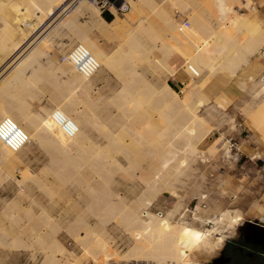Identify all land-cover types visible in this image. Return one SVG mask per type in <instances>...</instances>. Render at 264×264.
Returning <instances> with one entry per match:
<instances>
[{
  "label": "crops",
  "instance_id": "1",
  "mask_svg": "<svg viewBox=\"0 0 264 264\" xmlns=\"http://www.w3.org/2000/svg\"><path fill=\"white\" fill-rule=\"evenodd\" d=\"M112 1L114 2L115 6H119L122 2H124V0H112ZM152 1L156 2L157 4H161V2L163 0H152ZM173 1L175 4L173 6L178 5L176 7L172 6V10L174 11L175 16H180L182 18H187V17L191 16V14L193 13V9H192L193 7L190 5L189 2H187L189 0H185V2L183 0H180V2H178L179 0H173ZM215 1L218 2L219 0L218 1L215 0ZM221 1L222 0H220V3H221ZM181 3L189 4V6L183 5ZM182 5L184 8L182 7ZM217 5H219V4L217 3ZM217 5H215V7H213L214 10L212 9L211 11L207 12L209 16L206 14V17L208 16L209 17L208 19L211 20L210 21L206 18L207 19L206 22L207 21L211 22L212 24L211 23L210 24L213 26L217 24L216 17H218V16H216V15H223V14L225 15V11L227 10L226 7L224 8L223 3H221L220 6H217ZM216 6H217V10H215ZM180 7H182L183 9ZM219 7H222L221 8L222 11H220ZM174 9H176V10H174ZM129 10H130V8H129ZM129 10H127L124 13H119V12L115 11V7L114 8H106V9L101 11L100 16L103 19V22H105L107 25L113 24L118 18L120 20H122V18L126 17L123 20H127L128 24H129V25L127 24V26L128 27L130 26V28L126 29L127 32L129 31L128 33H134V34L136 32L137 34H140L139 32H141V30H144V29L141 26H138L137 21H134V24H133V22L130 23L131 20L126 15L129 12ZM180 11H182V13ZM214 11L216 14L214 13ZM241 11H243V10H241ZM217 12H218V14H217ZM221 12H223V13H221ZM248 12L249 13L257 12L258 19L260 21H264V3L261 4L260 0H251L250 4L248 6ZM211 15H213L214 17ZM137 26L139 27V30H140L139 32L137 30L138 29ZM158 26H160V28H162L163 25H158ZM216 26H214L213 28L216 29ZM140 27H141V29H140ZM147 27H149V26H145V30H147ZM153 27L150 26L148 28V31H146V32L143 31L145 39L142 36L143 35L142 33H141V36L140 35L138 36V37H142V39H144L143 42H144V44H146V46H147V43H150V41L153 42V41L157 40L156 43H159L160 41L163 40L162 37L164 36V34L162 35V33H164V32L163 31H161L160 33L157 32V31H159L158 30L159 27H157V31L156 30L153 31V29H156L155 26H153ZM163 27H165V26H163ZM182 27H183V24L178 29H176V28L172 29L173 31L171 33H173V35L171 33H167L168 28L167 29H165L166 27L164 29L162 28V30L166 31L165 36L167 33V36H166L167 40L164 39V42L162 41L161 43L165 44L166 43L165 41H169V40H170V42H172L171 45L173 47V49H172L173 51L171 50L172 47L169 46L170 42L168 43V45H166V48L168 46H169V48L165 49V51L169 52V54L168 53L165 54V52L161 54L160 51L164 50V49H161L163 47V45L161 47V43H159V44L150 43V44H148V47H146V49H144L142 51V56L144 57V60H146L148 58L147 62L149 61V59H152L151 61L152 62L154 61V63H155V61L156 62L158 61L156 63V65L151 63V66H152L151 67L150 66L151 61L145 65V63H147V62L143 63L144 60L142 59L141 62L143 64L142 63L140 64L141 68L138 70V73L136 74V77L138 76L136 78V80L138 82H140L141 76H142V79L143 78L144 79H143V81H141V84L139 85V87L136 90H134V92L135 91L138 92V90H139L138 93H139V95L141 94L140 96L143 97V100L139 95H137L138 93H134V92L132 93L133 97H136V99H138V98L141 99V101H140L141 106H140L139 111L147 113V114H151V116H153L151 118V120H152L151 123H148L149 121L146 120L141 124V127H143L146 130V136L144 138V141L146 143L142 140V143L146 144V146L144 147V144H142V143H140L142 146L139 143H135L134 144L135 146H134L133 145L134 142L132 141V145H133L132 148L136 147V149L134 148L136 150V152L140 149L139 151L141 152L140 154H142L144 162L142 160H141L142 163H140V161L138 162V160L142 159V157L141 158L137 157V159H135V154H137V156H138L139 151L137 153H134L133 155H130V154H132V152L134 150V149L130 148V149H132L131 152H130V150H128L129 152H125L131 146V142H130V144H127V143L129 141H131L132 138H133V140H135L134 139L135 135H134V133H132L134 131L133 130L130 131V129H131L130 127L133 126V124L131 123V121L129 122V120H130L132 114H134L137 110L133 106H132L133 107V109H132V107L130 105H127L123 100V96L127 95V94L122 93L123 91H121V89H122L121 85L122 84L120 82L122 81V79L119 78V79H121V81L118 79V77H121V76H119L120 74H117L115 72L113 73L111 70L103 69L102 65L100 64L101 65L100 66L99 63H98V65L100 67L98 66V69L96 71H94L93 73H91L92 75L90 74L91 76H88V78L86 79V82H85L87 85L89 84L88 87H86L87 92H89V93H87L86 95L87 96L92 95V97L91 96L90 97L88 96V97L92 98V100L95 98L96 101L93 100V103L95 102L94 104H96L97 106L92 104L93 107H90V109L88 110L89 104L86 105V106H88L86 109L82 108L81 105H77V107L75 109V112L77 114H78L77 111L82 110V109L86 110V112L84 111L85 114H87L88 111L91 112V109L92 110L93 109L95 110L96 108L98 109V110L92 111V113L95 112L93 114H96V111H97L98 116H99L98 121L92 120L93 126H91L92 124H91V122L89 123V121L87 122V124H85L86 122H84L83 123L84 125L83 124H82L83 126L81 125L82 127L79 126V128H78V130L80 129V131H79V136H80L79 138L80 139L79 140L81 141V139L83 137L81 142L79 140L77 143L69 141L70 139L68 137H66L67 135L65 134L66 136H64L63 133L61 134L58 127L55 126L52 122H47V125H49V127L51 126L50 132H52V133L48 132V134L50 133V135H51V139H49L50 135L48 136V134H47L48 138H45L47 141H45V142L42 141V143L40 142V140L43 137H40V139H39V136L37 135V136H33V137H35V138H33L27 132L24 131V128H23V131L28 135L29 141L26 144L21 145L19 147L10 146L0 137V264H48L47 259H46V256H48V255L45 252L46 247H47V241L46 240H47V237L49 240L52 237V235H55L56 240H58V242L61 243V245L63 246V248H64V255L63 256H70V252L76 254L79 258L84 256V249L82 250V248L79 246V244L77 243L78 242L77 239H79V237L81 238V240L83 239L84 232L86 231L85 230V227H86L85 224L88 223V225L94 227L95 224L97 226V222L99 224H101L100 223L101 218H104L106 220L105 225H107V222L110 219L108 217L106 218V217H103L101 215L104 212L103 211L104 208L107 206V205H105L104 202H106V203L109 202L108 199H106L105 197L103 198L100 194V192L103 191L102 190L103 188L105 190V187L106 188H108V186H110V188L113 187L114 189L111 188V191H110V192H112V194L113 193L115 194L118 192L120 195H122V197L125 195L124 196L125 202L128 199L130 200V202H128V201L126 202L128 204L133 202V200H132L133 198H134V201L136 200V196H135L136 193L140 194L141 198L144 200L151 198V196L154 194V192H151V190L153 188H155L153 191L156 190L158 192V190H159L158 193L156 192V194H157L156 198H157L158 196H160L162 194V188L160 186V183H163L164 185L167 184L168 187L172 188V184H171L172 178L174 181H176L178 179V177L182 175V170H179V168H180L179 166H182L190 158L189 162L186 163V165L189 167L192 160L193 161L196 160V158L198 157V155L201 152L199 151V153L197 155L191 154L189 152L187 154L186 151H184L187 149L186 146H188V145L191 146L190 144L196 145L197 139L194 137V139L196 140L195 141L193 139V137H191L192 139L191 138L190 139L192 141L194 140L192 143L190 140L188 141L185 138H183V139H185V141H184L181 138V140H183V141H180L181 142L180 143V142H178L180 140V135L179 136L177 135V137L179 138L178 139L176 137V134L173 132L174 133L173 136L175 135L173 138H174V140L177 139V142L175 143L174 141H172L174 143L172 145L176 146L177 148H178L177 145H179L178 149H182L181 147H183V151L177 150L180 153L179 155L186 153L185 155L181 156L180 158H179L178 153H177L178 160H177V157H175L176 159H174L176 161H179V159H181L182 161L181 160L179 161L180 163L182 162L181 165H178V167H179L178 168L177 164H179V162L177 163L174 161L173 164H172V162L170 163L172 166L169 165V167H171V168H169L168 166H167L168 168L167 167L165 168V166H163L161 162H160L161 165L159 162H157V161H159L158 160L159 158L157 159V161L155 160L157 158L156 156H159L156 154V153H158L156 151L159 150V153H160V148L158 149L156 147V146H158V144L155 145L157 150H155V148L154 149L152 148L153 146L150 145L149 138H148V132H149V128H151L154 131V136H158L160 131H162L161 129L165 128L167 126V124L164 123V121H163L165 115H167L168 117L170 115L171 119L173 117V120H172L173 123L171 122V119H169L170 121H168L169 122L168 125L171 126V124H173L172 127L175 126L174 125L175 119H182L180 122L181 125L179 128L180 131L183 127L189 129L190 127H188L187 125H189L190 122H195L194 121L195 117L198 116L200 119H202L203 126L205 127L204 128L205 134L209 130L214 131V128H211L212 127L211 118L206 116L204 113L201 112V109L203 107L214 105L217 108L223 110L224 112H227L228 116L232 118L233 106L234 105L239 106V104L242 103L243 99H246L249 95L247 93V88H244L243 86L249 87L253 83L257 82L258 79L262 75L259 73L264 71V51H263V49L258 50V52H254V54L253 53L250 54V57L248 55L247 58L249 60L246 59L247 61L244 60L245 62L241 61L239 63L240 66L235 71H232V70L230 71V69H227L226 67H223L222 65L221 66L219 65L220 67L218 66V68H219L218 71L216 69L215 71L202 70V71L197 72L195 70L194 66L192 65L193 64L192 62H193V60L195 58V54H196L195 49H197L198 46L200 47V44L202 45V43L204 42L203 40H202V42L200 40L198 41V35L201 34V32L204 30L199 29L201 31L198 32L196 30V29H198L197 27H192L190 25L186 26V30L184 28L182 30ZM190 27H192L191 29L193 31L187 30V29H190ZM117 30L119 31V33L122 32L121 28L120 29L117 28L116 31H114V30L113 31L118 32ZM122 30L125 31L124 34L127 33L125 28H123ZM168 30L171 31L170 29H168ZM195 30H196V33H199V34H197V36L195 34H193L195 32ZM97 31L98 30L94 31L95 32L94 35H97V39L99 40V43L101 42L100 44L103 46V48L107 52L111 53L114 49L113 46H116L115 41H114L116 39V37L114 39H112V37H114V36L113 35L109 36L111 39L109 38L110 42L109 41L107 42L108 37L106 38V36L100 35L101 33L100 32L97 33ZM113 31H111V32H113ZM152 31H153V33H152ZM188 31H189V34H188ZM155 32H156L155 35L157 37L155 35L154 36L152 35ZM190 32H193V33L191 34ZM160 34H161V36H160ZM170 35H172V36L170 37ZM126 37H127L126 35H123L124 39H126ZM150 37H151V39L153 37V40H151ZM155 38H157V39H155ZM178 38H180V39H178ZM148 39H150L149 42H148ZM195 41H197V44ZM74 43H75L74 47L80 46L76 40H74V42L72 44H74ZM116 43H117V40H116ZM125 44H126V41H125ZM153 44L157 45V47L154 48ZM196 45H197V47H195ZM66 46H68V45L66 44ZM66 46H65V48H66ZM158 47L161 50H158L157 49ZM151 48H153L154 50ZM56 49H61V47L56 46L55 50ZM126 49H127V47L123 45V50L125 51ZM150 49L153 51H152V53H150V55H149V53H147V55H149V57H148L147 55H145L146 53H144V51L146 50L148 52V50H150ZM164 54H165V56H163V57L164 58L166 57L165 59H167L166 60L167 63L164 60H162L164 58L161 55H164ZM52 56H54V57H52ZM146 56H147V58H146ZM167 56H169V58H167ZM64 60L65 59H63L62 57H58L57 50H56V52H51L47 56H42L40 58V62L42 64V66L45 67L46 69L54 68L55 66L59 65ZM162 61H164L163 62L164 64H162L163 66L161 65L162 66L161 67V66H159L160 65L159 63L160 62L162 63ZM169 63H170V66H169ZM165 64L168 66L167 70L164 69V68H167V66ZM227 64H229L228 61H227ZM153 65H154V67H153ZM187 65H188L189 69H188V71H185L184 68ZM148 66L151 67V71H150ZM157 66H159L160 68ZM191 66H193V67L191 68ZM174 67L176 70H173ZM100 68H102L103 71H101L102 69L99 71ZM155 68H157V69L155 70ZM158 68H159V70H158ZM242 68H243V70H241ZM148 69H149V71H148ZM153 70H154V72H152ZM144 71H145V73H144ZM141 72L143 73V75ZM234 72H235V74H234ZM30 74H31V70H28L27 75L29 76ZM209 75H210V77H212V76H214V77H212L209 80V78H210V77L208 78ZM59 76L62 78L63 81H70V80L72 81L73 80L72 74H69V73H66V74L59 73ZM205 78H207V79H205ZM90 81L93 83H91ZM165 81H166V84H165ZM152 82H153V84L155 82V86L152 84ZM201 82H202V84H201ZM204 83H206V84H204ZM156 84H157V86H156ZM193 85H196V86H193ZM197 85H198V88H197ZM162 86H164V87L162 88ZM190 86H191V88H192V86L194 87L193 90L190 88ZM199 86H201V87H199ZM140 87H142L141 88L142 90H140ZM88 88L90 91L88 90ZM148 88H149V90L151 89L150 90L151 94H152L153 90H155V93H153L151 96H150V93H145V91L149 92ZM166 88H169V90H167ZM62 89L63 88L60 89L61 93L58 92L59 89L58 90L56 89L57 91H53L54 93L55 92L56 93H55V96H53L54 95V93H53L52 98L49 97L50 94L48 92H47L48 94L47 93L41 94V93H38L37 90L29 89V88L24 89L23 91L19 92V94H14V96L19 97V98H24L23 100L25 102H30V98H32V97H37V96H41L42 98L44 97L42 102H41V105L45 108V110L48 109L46 111L49 112L50 110H53V112H55V111H57L56 109H58L59 105L61 107L67 106L65 109H67L69 107L67 103L63 105V104H58L56 102L58 105L55 104L54 99L56 97H58V96H61V97L62 96H65V97L71 96V94H69V90L67 88H66V90H68V93H67V91H65V88L63 90ZM76 90H77V88L75 89V91ZM160 90H162V91L160 92ZM163 90H165L166 92L165 91L163 92ZM263 90H264V85L257 92L256 96H257V98H259L261 100L256 107L253 108L251 105H246L245 107H243L240 110V113L243 116H245V118L249 121L251 127L253 129H255V131L258 134H259V132L251 123L250 114L255 113V111L262 105L261 103H263V100H264ZM50 91H52V90H50ZM77 91H79V90H77ZM194 91H197V93L195 94ZM187 92H188V94H187ZM191 92H194V94ZM59 93H60V95H59ZM62 93H64L65 95H63ZM164 93H167L169 95V97L166 94H165L166 95L165 96ZM122 94H124V95H122ZM156 94H158V95H156ZM189 94H192L195 96L191 97V95H189ZM80 95H82V94H80ZM118 95H120L121 98ZM153 95H154V97H153ZM83 96H85V95L83 94ZM87 96H86V98H87ZM116 96H117L119 101L115 100V99H117V98H115ZM137 96H139V97H137ZM148 96H149V98H147ZM11 97H12L11 94L0 93V123L4 119L10 120L9 118L4 117V115H3L4 111L15 112V108L18 106L17 105L18 102L15 99H12ZM126 97H128V96H124V98H126ZM145 97H146V99L144 100ZM182 98H183L184 102L181 100ZM120 99H121V101H120ZM112 100H114V101H112ZM151 100H152V102H154L153 103L154 108L158 107L161 110H159L157 108L158 109V111H157L156 108H155V110H154V108H152L153 110L151 111V109H150L152 107V106H150V104L152 103ZM161 100L162 101L164 100L163 104H162ZM169 100H170V102H169ZM177 100L180 103H179V105L175 104L176 105L175 106L176 109H175L173 106V103L176 102ZM144 101H147V103H149V104L144 103ZM155 101L156 102L158 101L157 106H156ZM120 102H121V104H120ZM122 102L124 105L122 104ZM182 102H183V105H182ZM118 103L120 105H118ZM153 104H151V105H153ZM169 104L171 105V107L173 109H171V107H169L170 106ZM180 104L183 106L182 109H180L181 108ZM25 106L28 107L29 112L30 111L33 112L36 108L35 105H33V104H32V108H31V105H28V104ZM160 106H161V108H160ZM130 107H131V109H130ZM147 107H149V108H147ZM168 107H169V109H168ZM187 107H188V109H186ZM190 107L192 108V111H191ZM165 109H167V110L171 109V111H169V113H171V112L172 113L168 114V111L166 110V112H165ZM174 109H175V112L177 114H175ZM178 109H180V111H182L180 113L181 116L183 115L182 118H180L181 117L179 114L180 111ZM119 110H121V111H119ZM183 110H184V112H183ZM189 110L191 112H194L193 110H195V112L193 113V116H192L194 119L190 118V116L192 115L191 112H190L191 115L188 116ZM58 111H59V109H58ZM132 111H133V113H132ZM185 111L188 113L185 114ZM238 112H239V110H238ZM82 113H83L82 111L79 112L78 118L80 117V114H82ZM121 113L123 114V116ZM159 113L161 114V117H159L160 116ZM182 113H184V114H182ZM157 115H159V116H157ZM184 116H185L186 120L190 121L189 123H188V121L187 122L185 121V119L183 118ZM74 117H76V116H74ZM240 119H242L244 121L243 117ZM114 120H115V122H114ZM183 120L186 122V124L184 123ZM242 120H238L237 125H235V128L234 127L229 128L228 124L224 123L221 131L218 132V134H216L214 137H212V135H210L211 132L209 131L208 134L203 138L204 146L206 147L207 145H209L207 147V149H209V150L206 149V152L209 156H212L211 154H212L213 142L215 141V139L217 137H219L220 141L218 140L219 142H217V144H215L216 152L219 153L222 150H226L227 149L226 142L231 145L232 150L230 153L231 156L225 155L226 157H228V158H224L225 161H223L224 165H226V166H224L225 170H223L221 173H218L217 175H223V176L229 175V176H235L237 178L241 175H246L251 179H258L260 181V183L264 184V145H262L263 142H261L259 140L258 136H256L253 132H251V130L248 128L249 126L247 127ZM216 121H217V119L214 122H216ZM170 122H171V124H170ZM176 122H178V120H175V123ZM178 123H176L177 126L179 125ZM96 124H97V126H96ZM194 124L196 126V123H191V126L193 125L192 129L195 128ZM207 125H208V127L206 128ZM177 126L174 127L175 131L179 127V126L178 127ZM167 127L169 128V126H167ZM51 128L54 130H52ZM121 128H122V130H120V133L122 135H120V133L118 131L119 134H116V136L118 135L117 136L118 138H117L115 136V133H117V130H119ZM174 128H172V129L174 130ZM97 129H99V130H97ZM107 129H109V131H111L112 134H111V132L107 131ZM113 129H115V130H113ZM132 129H134V126ZM179 129H177V130L179 131ZM190 130H191V128L189 129V135H191ZM97 131H99V132H97ZM178 131H176L177 134H179ZM57 132H59V133H57ZM52 134L53 135L56 134L54 137L57 136L56 137L57 139L56 138L54 139ZM132 134L134 136H131ZM45 135L46 134H44V136ZM108 135H109V138H108ZM129 135L131 138V139L129 138L130 140H128ZM47 136H45V137H47ZM112 136H113V138H112ZM119 136L121 137V139L124 137L122 139L123 141L119 140V138H120ZM259 136H260V134H259ZM84 137H86V139ZM116 138L121 143L118 141H116V143H115L114 140ZM48 139H49V141H48ZM52 139H54L53 142H52ZM108 139H109V141H108ZM55 140H56V142H55ZM85 140H87L86 141L87 143L85 142ZM110 140H111V142H110ZM112 140L114 143H112ZM125 141L127 143H125ZM186 141H188V142H186ZM222 141H224L225 144L223 146H220L219 143ZM54 142L57 143L58 145L55 144ZM189 142H191V143L187 144ZM68 143H69V145H67ZM72 143H73V145H72ZM107 143L109 144V146H111V143L114 145L116 144V145L115 146L112 145L113 147L111 148V147H108ZM206 143H207V145H206ZM42 144H44V145H42ZM80 144H81L82 148L80 147ZM136 144L138 147L136 146ZM125 145H126V148H123V147H125ZM170 145H171V143H170ZM55 146H57V147L60 146L62 148L61 149L60 147H58V150L60 149V153H58L59 151L57 149H55V150L53 149V147L56 148ZM89 146H91L92 149L91 148L86 149V148H89ZM116 146H118V147L116 148ZM65 147L69 148L68 150H70V152ZM73 147H76V148H73ZM100 148H102L103 152L101 151ZM104 148H106V149H104ZM113 148H115V151H116L115 154H117V155H115V154L113 155V153H114ZM122 148L124 149V151ZM150 148H152V149H150ZM171 148H172V150L174 149V147H171ZM50 149H51V151H50ZM82 149H83V152H82ZM107 149L108 150L110 149L113 153L110 152V150H109V152H107ZM141 149H143L144 153H142ZM145 149H147V150H145ZM176 149H175V151H176ZM73 150H75L76 152ZM85 150H88V151H85ZM92 150H93V152H92ZM149 150H151L150 152H154V150H155V152L150 153ZM54 151H56V152H54ZM64 151H66V152H64ZM97 151H99V152L101 151L103 154H107V156H109L111 153L112 156L110 155L109 157H112V159H114V160L110 159L106 155H101L102 153H96ZM104 151L107 153H105ZM180 151H182V153ZM86 153H87V155H86ZM128 153H130V154H128ZM150 154H151L152 158L155 156V159L153 158L155 162L150 157ZM152 154L154 156H152ZM256 154H260V155L256 156ZM100 155H101V157H100ZM186 155L187 156L189 155L191 157L188 156L189 157L188 158V157H186ZM116 156H118V157H116ZM131 156L133 159H135V161L131 158ZM139 156H141V155H139ZM213 156H215V154H213ZM103 157H104V159L108 158L110 160V162H107L108 159L105 161L103 159ZM148 157H150V158H148ZM101 158L105 162L109 163L110 165L108 164L109 166L106 167L107 163L102 161ZM115 159L118 161H115ZM150 159H151V161H149ZM184 160H186V161L184 162ZM111 162H114L115 164H117L119 166V169L117 167L115 168V164L113 163L114 164L113 165V164H111ZM117 162H119V163H117ZM151 162H154L155 164L151 163ZM9 163H11L10 164L11 168L13 170H15L14 174L16 176H18L20 178L21 177L20 174L21 175L23 174L21 172L24 171L26 168L25 174H28V175L30 174L32 180H28V181L22 183L21 185L17 184L18 182L15 179L10 178V176L7 175L8 171L5 170L6 167L8 168V166H10ZM130 163H132L133 165ZM139 163L141 166L139 165ZM157 163H159V164H157ZM152 164H154V165H152ZM175 164H176V167H173V166H175ZM112 165H113V167H112ZM151 165H152V167H154L152 173L150 172V171H152L151 170L152 167L149 168ZM158 165L160 167H158ZM137 166H139V168L142 170H140ZM155 166L158 167V169L159 168H161V170L164 169L163 173H162V171H157L158 169L155 170ZM161 166L164 168H162ZM172 168H174L175 172L177 170H178V172L175 173ZM27 169H28V171H27ZM165 169H167V171L168 170H170V171L166 172ZM154 170L156 171L155 175L157 174L156 177H158L155 180V182L158 181L157 183H155V185L156 184L158 185V186L156 185V187H153L152 184H151L152 185L151 186L150 183H152V182H149L155 176L151 175L153 177V178L151 177V180L149 179L150 177L147 176L148 172L153 174ZM171 170H173V171H171ZM111 172H113V173H111ZM141 172L143 174H141ZM171 172H172V174H170ZM164 173L166 176L164 175ZM160 174L161 175L163 174L164 177H163V175L161 176ZM173 174H175L176 176ZM116 175H119V178H117ZM148 175H150V174L148 173ZM167 175H172V176L168 177ZM120 177H121V179H120ZM127 177H128V179H127ZM147 177H148V179H146ZM105 179L108 182V184H106V181L103 182ZM99 180H100V182H99ZM126 180H127V183H126ZM132 180L134 181V184H136V185H134L136 187H134L132 185L133 184V182H131ZM116 181H119L120 183L116 182ZM112 182H115V183H112ZM121 182H123V183H121ZM98 183L101 184L103 187L102 186L100 187V185ZM148 186H151L150 190L148 189L149 188ZM98 187H100L101 190ZM92 188H93V190H92ZM157 188H159V189H157ZM205 188H206V186H205ZM108 189L105 190L106 194L107 193L110 194V192H108ZM98 193H99L100 199L101 198L106 199V201L105 200L102 201V199L100 200L98 197ZM105 193H103V194H105ZM154 200L152 202H154ZM100 201L102 203H100ZM110 201H111V199H110ZM13 203L15 204V206L16 205L17 206L16 207L13 206ZM159 203H160L159 206H161L164 203V201L163 202L159 201ZM8 204L10 205V207ZM166 204L168 205V201L166 202ZM104 205H105V207H104ZM14 207H15V209H14ZM178 208H179L178 206H174L169 212H167V216H169L174 222H179L182 220L181 219L179 221H176L174 218L175 213L177 212ZM97 215L100 216V217L98 216L100 219L97 218ZM235 217L238 220L239 217L237 215H235ZM91 218H95L96 221L90 220ZM84 219H85V222H84ZM192 219L195 223H199L200 225H202L203 229H200L199 227H195L194 225H191L188 222H185V223L188 224L191 228L199 230V231L207 229L206 227L210 226L213 222V221L211 222V221H209V220H207L201 216H198L197 214H194ZM218 219H219V217H218ZM202 221H204V222H202ZM54 225H57V226L59 225L60 227L58 226L57 228H55L54 232L52 233V229H53ZM49 236H50V238H49ZM216 237H217V234H216Z\"/></svg>",
  "mask_w": 264,
  "mask_h": 264
},
{
  "label": "bare ground",
  "instance_id": "2",
  "mask_svg": "<svg viewBox=\"0 0 264 264\" xmlns=\"http://www.w3.org/2000/svg\"><path fill=\"white\" fill-rule=\"evenodd\" d=\"M183 1L185 2V0H183ZM214 1L215 0H189V1H187L193 7L192 8L193 13L191 14L190 17L182 18L180 16L174 15V11L172 10V6L175 4H174L173 0H163L161 2V4H157L156 2H154L152 0H125V2L128 4V10L130 8L129 12L126 14L127 17H129L131 20L130 23L133 22V24H134V21H137L138 26H141L144 29V30H141V32H139L140 30H139V27L137 26L138 27L137 30L140 34H137L136 32L134 34V33H128L129 31L127 32V30H126V29L130 28V26L129 27L127 26V24H128L127 20H123L126 17L122 18V20H120L118 18L111 25H107L105 22H103V19L100 16V13H101L100 8L97 7L92 0H0V93L11 94L12 95L11 98L15 99L18 102L17 103L18 106L15 108V112H12V111H10V112L4 111L3 112L2 111L4 117L9 118L11 121L20 125L22 127V129L24 128V131L27 132L31 137L37 136V135L39 136V139H40V137H43L40 140L41 143H42V141L43 142L47 141L45 138H48L50 133H52V132H50L51 126L49 127V125H47V122H52L55 126H57L61 134L63 133L64 136L67 135L66 137H68L70 139L69 141L77 143L78 140L80 139L79 138L80 137L79 136L80 129L78 130L79 126L82 127L84 125L83 124L84 122H86L85 124H87V122L89 121V123L91 122V124H92V120L98 121V119H99L98 112L96 111V114H93L95 112L92 113V111L98 110L97 108L95 110L91 109V112L88 111L87 114L84 113V111L86 112L85 109L88 107V106H86L87 104H89L88 110L90 109V107H93L92 104L96 105V104H94L95 102L93 103V100H95V98L92 100V98H89L90 96L92 97V95H90V96L88 95L89 97L86 95L87 93H89V92H87V88H86V87H88L89 84L87 85L85 82H86V79L88 78V76H91L92 74L78 70L77 67L73 64V62L69 59H65L60 64L56 61L59 65L55 66L54 68H50V69H46L45 67H43L41 62H40V58L42 56H47L51 52H56V50H55L56 46L61 47V52L63 51V53H64L65 52L64 49H65V46L67 44L64 40L65 39L64 36H67L69 38V41L71 42L70 45L74 42V40H76L81 47L88 49L93 54V56L95 57V60L97 61V63H99V65L100 64L102 65L103 69L111 70L113 73L115 72L117 74H120L119 76H121V77H118V79L119 78L122 79V81H121V79H119L121 81L120 83L122 84L121 85L122 86L121 91H123L122 93L127 94V95H124V94H122V95L128 96L126 98H124V96H123V100L127 105H130L131 107L133 106L137 110L134 114H132V116L129 120V122L131 121V123L134 126V129H132L133 126L130 127L131 129L130 128L129 129H130V131H132V130L134 131L132 133H134V135H135V137H134L135 140H133V138L131 139L130 135H129L128 140L131 139V141H129L128 143L125 141V143H127V144H130V142H131V146L129 145L130 146L129 149H127V150L125 149L126 150L125 152H129L128 150H130V152H131L132 149H134V148L136 149V147L132 148V146L135 143H139V144L142 143V140L144 141V138L146 136V130L143 127H141V124L146 120L149 121L148 123H151V121H152L151 118L153 117V116H151V114H147V113L139 111L140 106H141L140 105L141 99L140 98L136 99V97H133V94H132L134 92V90H136L139 87V85L141 84V81H143V79H144V78L142 79V76H141V81L139 80L140 82H138L136 80V78L138 77V76L136 77V74L138 73V70L141 68V65H140L142 63L141 61H142V59L144 60V57L142 56V51L144 49H146V47H148V44L157 42V40L151 42L150 41L151 37H150V39H148V42L150 41V43H147V46H146V44H144V42H143L145 39L143 31H145V32L148 31V28L150 26H152V27L155 26L156 29H153V31L154 30L157 31V27L160 28V26H158V25H163L166 28L163 26H162V28L163 29L164 28L170 29L171 31H169L167 29V33H171L173 31L172 29H174V28L178 29L179 27H181L182 24H183L182 30H183V28L186 30L187 25L188 26L190 25L192 27H197L198 29H196V30L198 32H200L201 30H204L201 32V34L196 33V30L194 33L193 32H190V33L191 34L193 33L196 36H197V34H199L198 35V41L199 40L201 42H202V40L204 41L202 43V45L199 43L200 47L199 46L197 47V45L195 46V47H197V49H195L196 50L195 52L197 54L202 53L208 58V63L205 64L206 70L207 69H212V70L217 69V71H218V69H219L218 66L222 65L223 67L230 69V71L231 70L235 71L240 66L239 63L241 61L242 62L247 61L246 59H248L247 58L248 55L250 57V54H252V53L254 54V52H258V50L263 49V51H264V21H260L258 19L257 12H255V13H249L248 12V6H249L251 0H222L221 3H223L224 8L226 7L227 10L225 9L226 10L225 15L224 14L223 15H216L218 17L215 16L216 21H217V24H216L217 26L216 25H214V26H216V29L213 28L214 26L211 25L212 24L211 22H209V21L206 22V20L209 18L208 17L209 15L207 12L211 11L212 9L214 10L213 7H215V5H217V3L219 4L217 6H220V4H221L220 0L219 1L217 0L218 2H216V1L214 2ZM178 2H180V0ZM186 3H184V4L181 3V4L189 6V4H186ZM183 5H182V7H183ZM176 6H178V5H176ZM176 6H173V7H176ZM217 6H216L215 10H217ZM182 7H180V8H182ZM219 8H220V11H222L221 10L222 7H219ZM174 10H176V9H174ZM241 10H243V11H241ZM180 12L182 13V11H180ZM214 13H215V11H214ZM221 13H223V12H221ZM206 14L208 15L207 17H206ZM217 14H218V12H217ZM213 15H211V16H213ZM208 20H210V19H208ZM145 26H149V27H147V30H145ZM141 27H140V29H141ZM192 27H190V29ZM117 28L118 29L121 28L122 32L119 33L118 30H117L118 32H114V31H116ZM123 28H125V30L127 32L126 34H124L125 31L122 30ZM159 28H158L159 31H157V32L160 33L161 31H163L164 33H162V35L164 34V36H165L166 31L162 30V28H160L161 29L160 30ZM190 29H187V30L193 31L192 29L191 30ZM199 29H201V30H199ZM95 30H98L97 33L100 32L101 33L100 35L106 36V38L108 37L107 42L108 41L110 42L109 36L113 35L114 37H112V39H114L116 37V39L114 40L116 46H113L114 49L111 53L107 52L103 48V46L100 44L101 42L99 43V40L97 39V35H94ZM111 31H113V32H111ZM153 31H152V33H153ZM189 31H188V34H189ZM141 33L143 34L142 36L144 37V39H142V37H138L139 35L141 36ZM167 33H166V36H167ZM155 34H156V32L152 35L154 36ZM171 34L173 35V33H171ZM123 35L127 36L126 39L123 38ZM172 35H170V37ZM160 36H161V34H160ZM164 36L162 37L163 42H164V39H166V36L165 37ZM155 39H157V38H155ZM178 39H180V38H178ZM116 40H117V43H116ZM151 40H153V37ZM125 41H126V44H125ZM162 41H160L159 43H161ZM165 42H166L165 44L161 43V47H162V45L164 47V48L160 47L161 49H164V50H162L163 52L160 51L161 54L164 52H165V54L166 53L169 54V52L165 51V49L169 48V46L172 47V45H171L172 42H170V40L165 41ZM195 42L197 44V41H195ZM159 43H156V44H159ZM168 43L170 45L166 48V45H168ZM122 44L127 47V49L125 51L123 50ZM153 47L156 48L157 45L153 44ZM151 49H153V48H151ZM157 49L161 50V49H159V47ZM172 49H173V47L171 48V50ZM66 50H68V49H66ZM150 50H148V52L145 50L146 51V52L144 51V53H146L145 55H147V53H149V55H150V53H152V51L154 49L151 51ZM165 54L161 55V56L163 57V56H165ZM149 55H147V56L149 57ZM147 56H146V58H147ZM52 57H54V56H52ZM165 58L162 60H164L166 62L167 59H165ZM167 58H169V56H167ZM147 59L144 60L143 63L147 62ZM151 60L152 59H149L148 62H150ZM164 61H162V63L160 62L159 66L164 64L163 63ZM227 61L229 62V64H227ZM148 62L145 63V65L148 64ZM157 62L155 61V63H154V61L153 62L151 61L150 66H151V63L156 65ZM154 65H153V67H154ZM159 66H157V67H159ZM169 66H170V63H169ZM151 67H149L150 71H151ZM159 68H158V70H159ZM101 69L102 68H100L99 71ZM103 69L101 71H103ZM149 69H148V71H149ZM156 69L157 68H155V70ZM164 69L167 70L168 66H167V68H164ZM28 70H31V74L29 76L27 75ZM173 70H176L175 67ZM152 72H154V70ZM59 73H61V74H66V73L72 74L73 80L72 81L71 80L70 81H63L62 78L59 76ZM144 73H145V71H144ZM234 74H235V72H234ZM142 75H143V73H142ZM209 77H210V75L208 76V78ZM212 77H214V76H212ZM212 77H210L209 80ZM205 79H207V78H205ZM202 82H201V84H202ZM91 83H93V82H91ZM206 83H204V84H206ZM152 84H153V82H152ZM165 84H166V81H165ZM153 85L155 86V82ZM156 86H157V84H156ZM193 86H196V85H193ZM193 86H192V88L190 86V88L192 90L194 88ZM163 87L164 86H162V88ZM199 87H201V86H199ZM28 88L37 90V92L41 93V94H46L48 92L50 94L49 95L50 98H52V95L54 93L53 91H57L59 89L58 92H60L61 88H63V89L65 88V91H67V93L69 90V94H71V96H68V95H67L68 97L58 96L54 99V101H55V104L58 103V104L64 105L67 103L69 107L67 109H65L67 107L66 105H65L66 107H61L59 105L58 106L59 111H58V109H56L57 111H55V112H53V110H50L51 112L50 111L48 112V111H46L48 109L45 110V108L41 105V102H42L44 97L43 98L41 96L32 97V98H30V102H25L23 100L24 98H19V97L14 96V94H19V92L23 91L24 89H28ZM66 88L68 90H66ZM76 88L79 91H77V90L75 91ZM141 88L142 87H140V90H142ZM149 88H148V90H149ZM197 88H198V85H197ZM166 89L169 90V88H166ZM50 90H52V91H50ZM88 90H89V88H88ZM150 90H149V92L145 91V93H150ZM165 90H163V92ZM153 91H152V94L155 93V90H153ZM161 91L162 90H160V92ZM138 92H139V90H138ZM138 92L135 91L134 93H138ZM194 92H195V94L197 93V91H194ZM194 92H191V93L194 94ZM263 92H264V90H263ZM55 93L53 96H55ZM60 93H59V95H60ZM167 93H164V95L166 94L169 97V95ZM62 94L65 95L64 93H62ZM80 94H82V95H80ZM83 94L85 96H83ZM152 94L150 93V96ZM158 94H156V95H158ZM187 94H188V92H187ZM120 95H118V96H120ZM137 95H139V93ZM189 95H191V97L195 96L192 94H189ZM86 96H87V98H86ZM139 96H137V97H139ZM140 97L143 100V97L142 96H140ZM153 97H154V95H153ZM115 98H117V96ZM120 98H121V96H120ZM147 98H149V96ZM145 99H146V97L144 98V100ZM115 100H118V98ZM181 100L183 101V98ZM112 101H114V100H112ZM120 101H121V99H120ZM163 101H162V104H163ZM151 102H152V100H151ZM157 102H156V106H157ZM169 102H170V100H169ZM177 102H178V100L173 103V106L175 109H176L175 104L179 105V103H180V102H178V103ZM183 102H182V105H183ZM144 103H147V101H144ZM153 103L154 102H152L151 104H153ZM27 104L31 105V108H32V104L35 105V107H36V108L34 107L35 110L33 112H31V111L29 112L28 107L25 106ZM120 104H121V102H120ZM120 104L118 103V105H120ZM122 104H123V102H122ZM147 104H149V103H147ZM151 104H150V106H152V107L150 109L152 111L153 110L152 108H154V104L153 105H151ZM261 104L262 105L255 111V113L251 117V123L257 128L260 136H262L264 138V102ZM77 105H81L82 108H85L84 110L82 109V110L77 111L78 114L75 112ZM182 105H181L180 109H182V107H183ZM131 107H130V109H131ZM133 107H132V109H133ZM169 107H171V105ZM169 107H168V109H169ZM147 108H149V107H147ZM155 108H154V110H155ZM157 108H156V110L158 111L159 108L158 109ZM160 108H161V106H160ZM171 109H173V108L171 107ZM171 109L170 110L165 109V112L167 110L168 114H171L172 112L169 113V111H171ZM175 109H174V112H175ZM180 109H178V110L180 111ZM186 109H188V107ZM159 110H161V109H159ZM80 111H82L83 113L80 114V117L78 118ZM119 111H121V110H119ZM133 111H132V113H133ZM191 111H192V108H191ZM191 111L189 110L188 116H190L192 114L190 116V118H193L192 116H193V113L195 112V110H193L194 112H191ZM181 112L182 111H180L179 114ZM183 112H184V110H183ZM190 112H191V114H190ZM187 113L188 112L185 111V114H187ZM175 114H177V113L175 112ZM182 114H184V113H182ZM159 115H157V116L161 117L160 113H159ZM74 116H76V117H74ZM122 116H123V114H122ZM180 116H181V114H180ZM182 116L180 118H182ZM169 117L167 115H165L164 120H163L164 123H166L167 126H169V128L167 126L166 127L164 126L165 128L161 129L163 132L160 131L158 136H154V131L151 128H149V132H148V138H149L150 145L153 146L152 148L153 149L155 148V150H157V148L158 149L160 148V153H159V150L156 151L159 153V154L156 153L159 156H156L157 157L156 159H155V156L153 154H152V156H154L153 158L156 161L159 158L158 159L159 161H157V162H159V163L161 162L162 165L165 166V168L167 166L169 167V165L172 166L170 164L171 162L173 164L174 161L178 163L181 160V159H179V161H176V160H174V159H176L175 157H177V160H178V156L180 158L181 156L185 155L186 153L188 154V152L191 154H196V155L199 153V151L202 153V151L199 150V148L197 147V144L199 143L198 141L203 139L208 134V132L210 131V130L207 131V133L205 134V129H204L205 127L203 126L202 119H200L198 116L195 117V120H194L195 122H190V121L186 120V118L184 116L183 118L185 119V121L186 122L188 121V123L190 122L189 123L190 126L189 125H187V126L191 128V130H190L191 131L190 134L192 135L191 136V135H189V129L190 128L188 129V128L183 127L180 131L179 128H180V125H181L180 122L182 119H175V120H178L179 123L178 122H176V123L179 124L178 125L179 127L176 125L175 120H174L175 126L172 127L173 124H171V122L173 120V117H172V119H171L170 115H169ZM62 118H67V119H70L72 121V123L74 124V130L72 131V133H66L65 132V130L63 129V124L61 122ZM169 119H171V122H170L171 126L168 125V123H169L168 121H170ZM185 121H184V123L186 124ZM114 122H115V120H114ZM191 123H196V126L194 124V127H195L194 129H192L193 125L191 126ZM91 126H93V124ZM96 126H97V124H96ZM176 126L178 127L177 129H179V131L176 129V131H178L179 134H177V132L175 131L174 127H176ZM171 127L174 128V130ZM207 127H208V125L206 126V128ZM52 130H54V129H52ZM97 130H99V129H97ZM113 130H115V129H113ZM120 130H122V128L117 130V133H115V136H116V134L120 133ZM107 131H109V129H107ZM118 131H119V133H118ZM48 132H50V133L48 134ZM97 132H99V131H97ZM109 132H111V131H109ZM173 132L176 134V137H177V135L178 136L180 135V140L178 142L183 141V140L185 141V139H186L188 141L190 140L193 143V141L195 140L194 139V137H195L197 139V141L196 140L195 141L198 143L196 145L190 144L191 142L187 143V144H190L191 146H189V145L186 146L187 149L184 150V151H186V153L184 152L185 154L179 155L180 153L177 150L183 151V147H181L182 149H178L179 145H177L178 148L176 146L172 145V144H174L172 141H174L175 143L177 142V139L175 138L176 140H174V138H173L175 136V135L173 136V134H174ZM210 132H212V131H210ZM57 133H59V132H57ZM44 134H46L45 136H47V134H48V136L45 137ZM111 134H112V132H111ZM55 135L52 134L53 137ZM120 135H122V134L120 133ZM134 135L132 134L131 136H134ZM56 137H54V139ZM191 137H193V139H194L193 141L191 140L192 139ZM33 138H35V137H33ZM84 138L86 139V137H84ZM108 138H109V135H108ZM112 138H113V136H112ZM117 138L114 140L115 143H116V141H118ZM181 138L182 139L185 138V139L181 140ZM49 139H51V135H50ZM49 139H48V141H49ZM54 139H52V142ZM82 139H83V137H82ZM82 139H81V141H82ZM122 139H121V137L119 138L120 141ZM219 139L220 138L217 137L215 139V141L213 142V145H212L213 148L211 147L212 148V154H211L212 156H213V154L216 155V153H217L216 149H215V144H217V142L220 141ZM86 141L87 140H85V142ZM108 141H109V139H108ZM120 141H118V142H120ZM132 141L134 142L133 145H132ZM188 141H186V142H188ZM55 142H56V140H55ZM110 142H111V140H110ZM114 142L112 140V143H114ZM112 143H111V146H109V144H110L109 143L108 147L112 148L113 146L116 145V144L114 145ZM170 143H171V145H170ZM55 144H57V143H55ZM81 144H80V147H81ZM142 144H144V143H142ZM157 144H158V146H156L157 147L156 148L155 145H157ZM42 145H44V144H42ZM67 145H69V143ZM72 145H73V143H72ZM136 146H137V144H136ZM145 146H146V144H144V147ZM55 147L56 148L53 147V149L58 150V147H60V146H58V147L55 146ZM117 147L118 146H116V148ZM171 147H174V149L172 150ZM65 148H67V147H65ZM73 148H76V147H73ZM90 148H91V146H89V148H86V149H90ZM123 148H126V145ZM130 148H132V149H130ZM152 148H150V149H152ZM68 149L69 148H67V150ZM100 149L102 151V148H100ZM104 149H106V148H104ZM135 149L133 150L132 154H130V153H128V154L133 155L134 153H137L140 150V149L139 150L137 149L138 151L136 152ZM175 149H176V151H175ZM109 150L107 149V152H109ZM111 150H110V152H112ZM141 150H142V153H144L143 149H141ZM145 150H147V149H145ZM155 150H154V152H155ZM207 150H209V149H207ZM50 151H51V149H50ZM56 151H54V152H56ZM58 151L57 152L60 153V149ZM68 151L70 152V150H68ZM73 151H75V150H73ZM85 151H88V150H85ZM101 151L100 152L97 151L96 153H102L103 151L102 152ZM113 151H114V153L113 152L112 153L114 155L116 152L115 148H113ZM123 151H124V149H123ZM150 151L151 150H149V152ZM182 151H180V152L182 153ZM64 152H66V151H64ZM82 152H83V149H82ZM92 152H93V150H92ZM107 152H105V153H107ZM154 152H150V153H154ZM87 153H86V155H87ZM140 153L141 152L139 151L138 156H137V154H135V159H137V157H139V158L142 157V154H140ZM177 153H178V156H177ZM101 155L107 156V154H103V153ZM101 155H100V157H101ZM110 155H111V153H110ZM115 155H117V154H115ZM139 155H141V156H139ZM109 156H107V157H109ZM188 156L186 155V157H188ZM116 157H118V156H116ZM150 157H151V154H150ZM150 157H148V158H150ZM189 157H191V156H189ZM109 158L112 159V157H109ZM131 158H132V156H131ZM153 158H152V160L154 161ZM103 159H104V157H103ZM103 159H102V161H104V160L106 161L108 158L104 159V160ZM135 159H133V160L135 161ZM108 160H107V162H110V160L109 161ZM112 160H114V159H112ZM141 160L143 161V157H142V159L138 160V162L140 161V163H142ZM186 160H184V162ZM189 160H190V158H189ZM189 160L187 162H189ZM115 161H118V160L115 159ZM149 161H151V159ZM107 162H105V163H107ZM154 162H151V163H154ZM194 162H195V160H194ZM113 163L114 162H111V164H113ZM117 163H119V162H117ZM140 163H139V165H140ZM159 163H157V164H159ZM161 163H160V165H161ZM181 163L179 162V164H177V167H178V165H181ZM10 164L11 163H9V165ZM108 164L109 163L106 164L107 165L106 167H108L110 165V164L109 165ZM130 164H132V163H130ZM154 164H152V165H154ZM176 164L173 167H176ZM113 165H112V167H113ZM152 165L149 168H151ZM156 166H155V170H157L158 167H160L159 165H158V167H156ZM116 167L119 169V166L117 164H115V168ZM137 167L139 168V166H137ZM179 167L181 168V166H179ZM162 168H164V167H162ZM169 168H171V167H169ZM180 168H179V170H181ZM153 169H154V167L151 168V170H152V171H150L151 173L153 172ZM159 169L157 171H162V173H163L164 169H162V170H161V168H159ZM172 169L174 170V168H172ZM5 170L8 171V174L7 173L6 174L9 175L10 178L15 179L18 182L17 184L21 185L22 183H24L28 180H32L30 174L29 175L25 174L26 168L24 171L21 172L23 174L22 175L20 174V176H21L20 178L14 174L15 170H13L11 168V165L8 166V168L6 167ZM140 170H142V169H140ZM155 170H154L153 174L148 172L150 174V175H148V173H147V176L150 177L149 178L150 180L152 177L151 175L155 176L154 177L155 179L152 177L154 179V180L152 179L153 181L152 180L149 181V182H152V183H150V185L152 184L153 187H156L157 184L155 185V183L158 182V181L155 182V180L158 178V177H156L157 174L155 175V173H156ZM165 170H166V172L170 171V170L167 171V169H165ZM173 170H171V171H173ZM27 171H28V169H27ZM174 172H175V170H174ZM176 172H178V170ZM111 173H113V172H111ZM141 174H143V173L141 172ZM170 174H172V172ZM164 175H165V173H164ZM164 175H163V177H164ZM173 175H175V174H173ZM116 176H117V178H119V175H116ZM167 176L171 177L172 175H167ZM148 177L146 179H148ZM120 179H121V177H120ZM127 179H128V177H127ZM105 181H106V179L103 182H105ZM99 182H100V180H99ZM116 182H119V181H116ZM131 182H133V184L131 183L133 186L136 185V184H134L133 180ZM112 183H115V182H112ZM121 183H123V182H121ZM126 183H127V180H126ZM106 184H108L107 181H106ZM99 185H100V187L102 186L101 184H99ZM151 186H148L149 190H150ZM100 187H98V188H100ZM134 187H136V186H134ZM108 188L105 187V190L108 189V192L111 191V188L114 189L113 187L110 188V186H108ZM154 189L155 188H153L151 190V192H154V194L152 193L153 195L151 194L152 195L151 198H148L147 200L142 199L141 195L136 193L135 194L136 200L134 201V198H133L132 199L133 202H131L130 204L126 203L127 201L130 202V200L128 199L125 202V197H124L125 195L122 197V195H120L118 192L115 194L114 193L112 194V192H110V194H108V193L106 194L104 188L102 189L104 192L103 191L100 192V194L103 198L105 197L106 199L109 200V202H107V203L104 202L105 205H107L106 207L104 205V207H105L104 209L106 210L105 214H107V215L112 214L113 216H115L119 220L121 225L124 228H126V232L128 230V233L130 232V235L135 238L134 247L130 251V254L132 257L136 258L138 260V262L144 260V258H153V259H157L158 264L159 263L160 264H167V263L191 264L192 263L191 262V255L194 251L204 249L207 252H212V251L214 252L219 246H221L223 238L216 237V231L218 229L207 228L204 231H198V230H195V229L191 228L190 226H188L185 222H174V221H172L169 216H165V213L161 216V215L154 214L150 210H148L149 206L153 203L152 201L157 196V194H156L157 191L156 190L153 191ZM157 189H159V188H157ZM92 190H93V188H92ZM100 190H101V188H100ZM158 192H159V190H158ZM103 193H105V194H103ZM98 197H99V193H98ZM99 199H100V197H99ZM106 199H102V201H104V200L106 201ZM110 199H111V201H110ZM100 203H102V202L100 201ZM13 206H15L14 203H13ZM9 207H10V205H9ZM15 207H14V209H15ZM98 216L99 215H97V218L100 219L99 218L100 216L99 217ZM218 221L221 224L223 222L225 223L226 221L229 222L230 224H236L237 221H239V220H237V218L235 216H232L227 211L219 217ZM84 222H85V219H84ZM202 222H204V221H202ZM100 223L101 224H99L97 222V226L95 224L94 227L88 225V223L85 224V226H86L85 230L87 231V234H90V237H92L93 239L98 238V236L100 234H105V233L109 234L108 230L106 229L105 224L103 222H100ZM58 226L54 225V227L52 229V233L54 232V229L57 228ZM213 228H214V226H213ZM49 238H50V236H49ZM46 241H47V247H46L45 252L48 255L47 256L48 264H63V263L74 264L73 262H69V261L64 260V258H63L64 248L61 245V243H59L58 240H56L55 235H52V237L49 240L47 237ZM86 241H87V239L84 236L82 239V242H86ZM90 253H92V252L90 251ZM101 254H103V256ZM100 255L102 257H106V258L107 257L110 258L112 256L115 257L114 256L115 255L114 250H112L108 245H102V247L100 248V251L96 253L95 259L97 260L98 257H101ZM117 257H118V255H117ZM75 264H80V262L75 263Z\"/></svg>",
  "mask_w": 264,
  "mask_h": 264
},
{
  "label": "rangeland",
  "instance_id": "3",
  "mask_svg": "<svg viewBox=\"0 0 264 264\" xmlns=\"http://www.w3.org/2000/svg\"><path fill=\"white\" fill-rule=\"evenodd\" d=\"M260 2L261 4L264 3L263 0H260ZM64 38L68 46H66V48L64 49V53L63 51L61 52V49H56L58 57H62V55H64L70 48L75 45V43L70 45L71 42L69 41V38L67 36H64ZM192 63L197 72L206 70L205 64L208 63V58L202 53H196ZM193 66H191V68ZM188 69V65L185 66L184 70L188 71ZM207 70L215 71L212 69ZM241 70H243V68ZM259 74L262 75L257 82L253 83L249 87L243 86L244 88H247V93L249 95L246 99H243L242 103H240L239 106H233L232 118L228 116L227 112H224L214 105L206 106L201 109L202 113L211 118L212 128H214V131L210 133L212 137H214L216 134H218V132L221 131L224 123H227L229 128H235L238 120H242L240 118L243 117L244 121H242L244 122V124L247 127L249 126L248 128L251 130V132L258 136L259 140L263 142V144H261L264 145V138L262 136H259L255 129L251 127L249 121L245 118V116L240 113V110L246 105H251L254 108L259 104L261 100L257 98L256 95L264 85V71L260 72ZM253 114L254 113L250 114V119ZM216 119L217 121L214 122ZM198 142L197 147L202 151V153L198 156V158H196L195 162L192 161L190 163L189 167L186 165V162L181 166L182 175L179 176L176 181H174L172 178V188L168 187L167 184L164 185L163 183H160L162 194L154 200L153 204L155 206H159V201H164L161 206H165V216H167V212H169L174 206H178L179 208L174 217L175 220L179 221L182 219L179 222L187 221L189 224L194 225L195 227H199L200 229H203L202 225H200L199 223H195L192 219L194 214H197L198 216H201L209 221H213L212 224L206 228L218 229L219 231L217 230L216 234L217 237L220 238H225L226 236L234 233L236 225L243 218H260L261 220H264V184L260 183L258 179H251L246 175H241L238 178L229 175H217L218 173H221L223 170H225L224 166L226 165H224L223 162L225 161V155L231 156V149L229 148L228 143L226 142V150L220 151L215 156H209L206 152V149L209 145H207L206 143L207 146L205 147L203 139ZM219 144L220 146H223L225 142L222 141ZM259 155L260 154H256V156ZM203 194H206L207 197L205 208H202L200 206L202 197L201 195ZM195 197L198 198L196 208L192 211V214L187 216L186 213H184V211H186L185 208H187V206L191 208V205L195 202ZM167 201L168 205L166 204ZM103 211L104 212L101 215L103 217L110 218L107 222V225H105L109 234H100L98 238L93 239L92 237H90V234H87V231H85L84 236L87 241L82 242L80 237L79 239H77L78 242L76 241L82 248V250L84 249V256L79 258L76 254L70 252V256H63L65 261L73 262L74 264L78 262H80V264H158L157 259L144 258V260L138 262L136 258L132 257L130 251L134 247L135 238L130 235V232L128 233V230L126 232V228L121 225V223L115 216H113L112 214H105V209ZM227 211H229L231 215H237L239 217V221H237L236 224H230L227 221L221 224L218 221V217H220ZM90 220L96 221L95 218H91ZM105 221L106 220L104 218H101V222L105 224ZM102 245H108L112 250H114L115 257L112 256L110 258H106L102 257L103 254H101L102 256L100 255L101 257H98L96 260V253L100 251ZM203 250H197L192 253L191 264H199L208 259L215 252H207ZM90 251L93 254L90 253ZM116 254L118 255V257Z\"/></svg>",
  "mask_w": 264,
  "mask_h": 264
},
{
  "label": "built area",
  "instance_id": "4",
  "mask_svg": "<svg viewBox=\"0 0 264 264\" xmlns=\"http://www.w3.org/2000/svg\"><path fill=\"white\" fill-rule=\"evenodd\" d=\"M100 10H104L106 8H114L115 11L119 13H124L128 10V4L122 2L119 6H115L112 0H92ZM63 59H69L73 62V64L77 67L78 70L93 73L98 69V63L95 60L93 54L86 48L81 46H73V48L69 49L64 55H62ZM63 124V129L66 133H72L74 130V124L70 119L62 118L61 120ZM0 137L10 146L19 147L21 145L26 144L29 139L28 135L23 131V129L17 123L11 120H4L0 123ZM229 148L231 149V145L228 143ZM232 150V149H231ZM228 158V157H225ZM231 159V158H230ZM200 206L202 208L206 207V194L201 195ZM195 202L191 205V208L187 206L186 215L192 214V211L196 208V203L198 202V198H194ZM165 206H155L153 203L149 206L150 211L157 215H163L165 213ZM210 224V223H209Z\"/></svg>",
  "mask_w": 264,
  "mask_h": 264
},
{
  "label": "flooded vegetation",
  "instance_id": "5",
  "mask_svg": "<svg viewBox=\"0 0 264 264\" xmlns=\"http://www.w3.org/2000/svg\"><path fill=\"white\" fill-rule=\"evenodd\" d=\"M252 219L243 218L219 249L199 264H264V232L247 224Z\"/></svg>",
  "mask_w": 264,
  "mask_h": 264
},
{
  "label": "water",
  "instance_id": "6",
  "mask_svg": "<svg viewBox=\"0 0 264 264\" xmlns=\"http://www.w3.org/2000/svg\"><path fill=\"white\" fill-rule=\"evenodd\" d=\"M247 224L257 227L260 231L264 232V221L259 219H252Z\"/></svg>",
  "mask_w": 264,
  "mask_h": 264
}]
</instances>
